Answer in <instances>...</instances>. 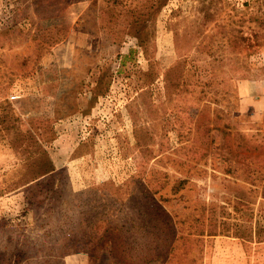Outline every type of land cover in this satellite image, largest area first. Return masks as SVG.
Instances as JSON below:
<instances>
[{
  "label": "rangeland",
  "instance_id": "374dc122",
  "mask_svg": "<svg viewBox=\"0 0 264 264\" xmlns=\"http://www.w3.org/2000/svg\"><path fill=\"white\" fill-rule=\"evenodd\" d=\"M0 264H264V0H0Z\"/></svg>",
  "mask_w": 264,
  "mask_h": 264
},
{
  "label": "trees",
  "instance_id": "16d2710c",
  "mask_svg": "<svg viewBox=\"0 0 264 264\" xmlns=\"http://www.w3.org/2000/svg\"><path fill=\"white\" fill-rule=\"evenodd\" d=\"M163 1H165V0H159L160 4H163ZM48 170H50V169H49V168H48V169H44V171H43L42 173H45V172H47Z\"/></svg>",
  "mask_w": 264,
  "mask_h": 264
},
{
  "label": "built area",
  "instance_id": "2783aa9c",
  "mask_svg": "<svg viewBox=\"0 0 264 264\" xmlns=\"http://www.w3.org/2000/svg\"><path fill=\"white\" fill-rule=\"evenodd\" d=\"M10 97H11V98H16V97H17V94H16V93H12V94L10 95Z\"/></svg>",
  "mask_w": 264,
  "mask_h": 264
}]
</instances>
